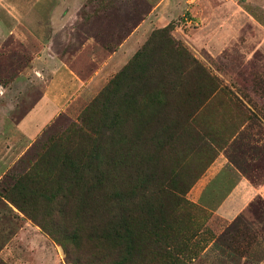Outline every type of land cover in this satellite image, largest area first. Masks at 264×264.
<instances>
[{
    "label": "rangeland",
    "instance_id": "obj_1",
    "mask_svg": "<svg viewBox=\"0 0 264 264\" xmlns=\"http://www.w3.org/2000/svg\"><path fill=\"white\" fill-rule=\"evenodd\" d=\"M141 22L95 91L11 142L45 45L88 80ZM0 264H264V0H0Z\"/></svg>",
    "mask_w": 264,
    "mask_h": 264
},
{
    "label": "crops",
    "instance_id": "obj_2",
    "mask_svg": "<svg viewBox=\"0 0 264 264\" xmlns=\"http://www.w3.org/2000/svg\"><path fill=\"white\" fill-rule=\"evenodd\" d=\"M154 10H157V7ZM29 24L32 25V22L29 21ZM56 25L63 27L64 23ZM151 28V25L141 22L136 28L124 34L119 46L113 48L109 55L102 59V62L93 71L88 80L84 79L78 69L66 61L64 56L58 57L57 52L51 49L50 46L45 45L42 55L44 70L40 71V75L45 82L43 92L33 106L15 122L13 133L11 134V142H20L23 145L30 143L53 117L65 107L70 97L81 87L87 91H95L100 86L99 80L101 76L106 77L107 74H111L116 64L126 62L131 57L133 49H131L130 43L138 38L142 40L145 33ZM224 36H213L208 45L209 49L216 50L223 45L226 40V34ZM111 40L113 38L109 37V41ZM100 51L99 53H101ZM39 60V57L35 56L30 60V67L33 66L34 70H36Z\"/></svg>",
    "mask_w": 264,
    "mask_h": 264
},
{
    "label": "trees",
    "instance_id": "obj_3",
    "mask_svg": "<svg viewBox=\"0 0 264 264\" xmlns=\"http://www.w3.org/2000/svg\"><path fill=\"white\" fill-rule=\"evenodd\" d=\"M40 159H46V158L43 155H41V156H39V160ZM80 161H81V158H79V159L73 158V155L69 149L67 151H65L61 157L57 158L56 163L60 166L61 170H63L65 172L64 180L70 181V179L75 178V174H76V172H78V169L82 168V166L80 165ZM48 169H50V167ZM54 169H56V168H54ZM52 170H50V171H52ZM44 171H46V170H44ZM51 174L52 173L48 172V175H51ZM39 177H40V175H39ZM22 179H24V178H20V180L18 181L21 184H22ZM14 186L18 187V186H16V184H14ZM168 189H170V187ZM169 192H172V190L171 189L166 190V189H163L160 187L158 188V193H160L164 197L169 198V195H170ZM166 193H168V194H166ZM19 208H21L20 205H19ZM106 225H107V221L105 222L104 226H106ZM104 226H101L99 228V230L102 231L101 234H103ZM121 226L123 227L122 232L118 231V229H116L115 226H110V230L114 232L113 235H111V237L117 238L119 240L120 248H122L125 252L120 257L124 258L128 255V251H127L125 245L128 244L130 246L131 244H133L135 242V240L137 238H139L141 233L136 228H134L135 227L134 225H131V228H129V224H127V223H124ZM105 233H106L105 238L108 239L110 236H109L107 231H105Z\"/></svg>",
    "mask_w": 264,
    "mask_h": 264
}]
</instances>
